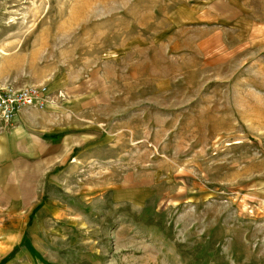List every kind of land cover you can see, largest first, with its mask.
<instances>
[{
  "label": "rangeland",
  "instance_id": "374dc122",
  "mask_svg": "<svg viewBox=\"0 0 264 264\" xmlns=\"http://www.w3.org/2000/svg\"><path fill=\"white\" fill-rule=\"evenodd\" d=\"M58 81L83 163L5 262L264 264V0H0V83Z\"/></svg>",
  "mask_w": 264,
  "mask_h": 264
},
{
  "label": "crops",
  "instance_id": "0c3cea01",
  "mask_svg": "<svg viewBox=\"0 0 264 264\" xmlns=\"http://www.w3.org/2000/svg\"><path fill=\"white\" fill-rule=\"evenodd\" d=\"M60 87L59 81L49 87L42 107H25L13 124L0 125V264L21 247L29 222L49 217L51 209H40L49 177L83 163L84 83Z\"/></svg>",
  "mask_w": 264,
  "mask_h": 264
},
{
  "label": "built area",
  "instance_id": "2783aa9c",
  "mask_svg": "<svg viewBox=\"0 0 264 264\" xmlns=\"http://www.w3.org/2000/svg\"><path fill=\"white\" fill-rule=\"evenodd\" d=\"M51 96L52 93L45 84L0 88V125L8 127L14 123L21 109L42 107ZM262 209L264 210V203Z\"/></svg>",
  "mask_w": 264,
  "mask_h": 264
}]
</instances>
